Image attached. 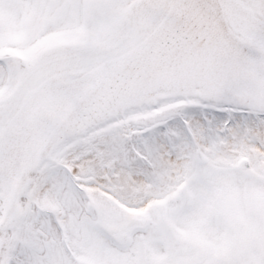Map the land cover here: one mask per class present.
I'll return each instance as SVG.
<instances>
[{
	"label": "snow or ice",
	"instance_id": "obj_1",
	"mask_svg": "<svg viewBox=\"0 0 264 264\" xmlns=\"http://www.w3.org/2000/svg\"><path fill=\"white\" fill-rule=\"evenodd\" d=\"M0 264H264V0H0Z\"/></svg>",
	"mask_w": 264,
	"mask_h": 264
}]
</instances>
